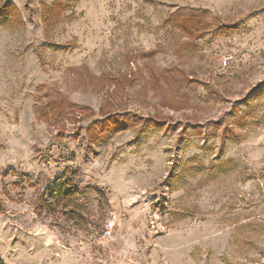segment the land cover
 <instances>
[{
	"label": "rangeland",
	"instance_id": "1",
	"mask_svg": "<svg viewBox=\"0 0 264 264\" xmlns=\"http://www.w3.org/2000/svg\"><path fill=\"white\" fill-rule=\"evenodd\" d=\"M6 2L3 263L264 264V0H75L49 26ZM112 114L132 125L88 147Z\"/></svg>",
	"mask_w": 264,
	"mask_h": 264
},
{
	"label": "trees",
	"instance_id": "2",
	"mask_svg": "<svg viewBox=\"0 0 264 264\" xmlns=\"http://www.w3.org/2000/svg\"><path fill=\"white\" fill-rule=\"evenodd\" d=\"M75 0H51L47 2L45 0H39L41 5V20L46 25H51V21H58V19L70 9V4ZM19 15L17 7L11 3L6 2L0 6V23L10 25L15 21ZM66 105L64 103H58L50 108L54 118L58 114H65ZM126 118V115L112 114L104 115L98 118L92 119L85 130V139L88 147L95 144L103 143L112 133L118 132L132 125ZM130 123V124H129ZM78 192V189L73 180V176L61 174L55 178L45 190V200L53 201L52 206H56L60 201L70 203L72 198ZM0 264H4L0 259Z\"/></svg>",
	"mask_w": 264,
	"mask_h": 264
},
{
	"label": "built area",
	"instance_id": "3",
	"mask_svg": "<svg viewBox=\"0 0 264 264\" xmlns=\"http://www.w3.org/2000/svg\"><path fill=\"white\" fill-rule=\"evenodd\" d=\"M115 229L114 221H107L101 230V237L106 238L111 235L112 231Z\"/></svg>",
	"mask_w": 264,
	"mask_h": 264
}]
</instances>
